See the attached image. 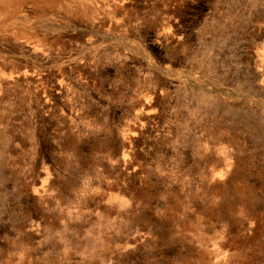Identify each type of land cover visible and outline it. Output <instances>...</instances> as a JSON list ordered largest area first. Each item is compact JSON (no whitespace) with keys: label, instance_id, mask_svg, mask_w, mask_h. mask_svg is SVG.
<instances>
[{"label":"rangeland","instance_id":"obj_1","mask_svg":"<svg viewBox=\"0 0 264 264\" xmlns=\"http://www.w3.org/2000/svg\"><path fill=\"white\" fill-rule=\"evenodd\" d=\"M0 264H264V0H0Z\"/></svg>","mask_w":264,"mask_h":264}]
</instances>
